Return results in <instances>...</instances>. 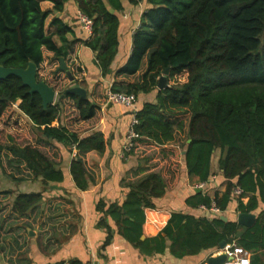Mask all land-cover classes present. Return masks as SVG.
<instances>
[{"label": "trees", "instance_id": "16d2710c", "mask_svg": "<svg viewBox=\"0 0 264 264\" xmlns=\"http://www.w3.org/2000/svg\"><path fill=\"white\" fill-rule=\"evenodd\" d=\"M42 1L0 0L1 64L26 68L34 61L38 79L58 89L50 79L40 78L42 64L49 57L59 63L64 57L69 63L76 44H84L96 52L103 76L113 77V91L132 94L136 102L141 95L156 92L155 101H145L136 111L135 129L140 137L128 154L151 143L159 148L154 156L158 154L165 164L161 170H154L147 164L151 154L140 157L139 166L131 169L134 178L123 179L128 189L125 201H99V225L109 229L104 245L114 236L107 221L111 217L119 234L131 243L146 250L153 241L163 243L156 249L164 251L161 235L142 239L145 208L156 207L155 200L167 193L170 179L182 170L176 157H182L190 175L208 182L220 150L218 169L225 190L218 189L214 195L196 191L187 204L225 212L236 200L238 212H255L257 220L252 226H243L235 216L224 221L216 214L174 212L164 229L172 240V252L177 256L197 255L219 247L224 240L236 241L252 252V264H264V0H148L150 7L133 35L132 53L117 70L113 64L119 54V13L125 8L124 0H76L80 11L94 22L93 36L85 40L70 39L73 28L61 17H54L47 26L50 11L42 8ZM49 1L62 12L67 0ZM46 51L53 55L47 56ZM168 67L169 85L159 89V78ZM62 71L57 69L56 73ZM77 71L83 70L78 66ZM75 83L86 86L76 77L60 91V99L45 107L40 94L31 93L20 77L0 80V152L7 148L26 164L32 178L43 184L40 191L16 194L12 209L18 214L25 215L42 203L51 183L64 181L62 147L69 154L74 148L78 150L70 172L80 190H86L93 180L81 155L91 150L106 151L103 131L82 134L63 119L66 100L77 112L76 126L81 120L94 118L100 109L89 95L63 96ZM16 124L33 127L35 143L19 144L11 134L5 141L6 129ZM44 146L59 150V158L47 153ZM237 188L242 190L239 195L235 194ZM57 264L85 263L73 259Z\"/></svg>", "mask_w": 264, "mask_h": 264}, {"label": "crops", "instance_id": "0c3cea01", "mask_svg": "<svg viewBox=\"0 0 264 264\" xmlns=\"http://www.w3.org/2000/svg\"><path fill=\"white\" fill-rule=\"evenodd\" d=\"M124 3L125 8L119 13L121 20L120 47L119 54L113 64L114 70L125 64L130 57L133 50V35L141 26L143 14L150 7L148 0H139L138 4H132L128 0H124ZM41 5L43 9L50 11L47 26L50 27L54 17H61L73 28V32L68 34L70 39L85 40L89 38L88 32L81 23L79 15L81 11L76 0H67L62 12L56 10L53 2L49 0L42 1ZM45 53L47 56L53 55L48 51ZM72 58L75 61L74 64L80 66L83 70L76 77L86 82V86L83 87L88 90L90 98L100 105V109L94 118L81 120L80 127H76L82 134L95 130L103 131L107 139V148L104 153L91 150L81 155L89 173L93 176V180L90 181L86 190H80L70 172L71 161L78 150L74 148V151L69 154L67 148L62 147L65 149V157L61 164L65 179L60 183H51V187L45 192L43 202L36 206L42 207L41 213H46L44 207L47 205L48 211L51 202L58 204L59 212L62 207L64 208L62 211H65V203L68 204L65 211L68 216H66L61 227L52 232V235L56 236H53V239L57 243L54 242L55 244L49 245V243L44 242L39 246L36 241L37 237H34L35 229L29 228L28 231L32 239L30 247L28 250L14 255L15 259L12 260V263L57 264L79 259L85 264H208L209 254L214 249L203 251L197 255L177 256L172 252V240L164 229L170 222L174 212H184L196 216H212L214 214L220 216L221 212L189 206L187 199L194 195L196 191L214 195L218 189L224 191L225 186L219 169H217L213 175L216 176V179L209 180L202 188L199 187L202 182L196 176L188 173L181 156H179L178 161L184 167L181 165L182 170L180 173L170 179L167 193L155 200V208H145L146 218L143 224L142 239L161 235L165 240L164 251L156 249L157 246L163 243L153 241L148 245V250L131 243L119 234L116 223L111 217H107V221L112 227L114 236L110 244L104 245L109 229L99 225L101 212L97 210V204L101 200H105L107 203H123L128 191L124 186L123 179L129 176L134 178L131 169H136L141 163L140 157L145 155L142 154L143 150L139 149L146 148V153L151 154L152 151L158 148L154 144L147 143L142 144L133 154H128V151L125 150L129 126L135 112L145 101H155L156 92L141 95L135 104V109L122 104L108 103L107 91L112 86L113 77L103 76L102 70L96 62V52L84 44H76ZM67 64L69 67H73L71 62H67ZM181 152V154L184 153V151ZM147 164L149 168L151 166V169L161 170L165 160L161 159L158 154L156 156L152 155ZM33 182H37L40 188L25 191H40L43 189L40 179ZM35 208L25 215L35 210ZM236 209L237 201L235 200L232 207L224 213L231 219L237 216L238 211ZM68 218L70 219L68 220ZM30 230L34 233L31 234ZM0 264H7L1 249Z\"/></svg>", "mask_w": 264, "mask_h": 264}, {"label": "rangeland", "instance_id": "374dc122", "mask_svg": "<svg viewBox=\"0 0 264 264\" xmlns=\"http://www.w3.org/2000/svg\"><path fill=\"white\" fill-rule=\"evenodd\" d=\"M262 41L264 44V34L262 35ZM72 59L73 58L70 60L71 65L75 68L72 71L80 75V72L77 71L78 66L74 64L75 61ZM59 65L60 63L58 61H53L52 58L49 57L39 70L40 78L50 79L53 84L57 85L59 93L56 101L61 97L60 91L70 83V79L67 77L66 72L62 71L56 73ZM17 105L18 103L15 104V106ZM63 119L65 123L71 124L73 128L76 127L75 124L78 122L76 120L77 112L74 109V105L68 100L65 101ZM6 131V135H3L5 141L10 139L9 134H11L19 144L35 143L37 134L30 125L24 126V124H16L14 127H8ZM43 149L52 156L57 155L58 158L60 156L59 150L54 147L44 146ZM157 149L152 151L151 155L158 153L159 150ZM146 151V148H144L143 153L148 155ZM219 156L220 150L216 152L214 157V171L218 169L217 161ZM178 159L179 157H176V160ZM0 175L2 177V183L0 185V249L3 252L4 260L7 264H13L12 260L15 259L14 255L26 251L30 247L32 239L28 231L29 228L35 229L36 232L34 237H37L36 241L39 243V246L44 242L49 243V245L55 244L54 242H56V240L53 239V236H56L52 235V232L54 230L56 231L61 227V224L64 223L66 216H68L65 214L68 204L65 203V211H62V209H64L62 207L59 212L58 204L51 202L48 211L47 205L45 204L44 211H46V213H41L43 210L42 207H36L35 210L27 215L18 214L12 209L14 198L16 197L15 195L21 190H34L40 188V186L37 182H33L35 180L32 178L26 164L15 158L7 148L0 152ZM8 190H10V192H5ZM221 214L225 213L222 212ZM69 219L70 218H68V220ZM65 236L67 235L65 234Z\"/></svg>", "mask_w": 264, "mask_h": 264}, {"label": "water", "instance_id": "95a60500", "mask_svg": "<svg viewBox=\"0 0 264 264\" xmlns=\"http://www.w3.org/2000/svg\"><path fill=\"white\" fill-rule=\"evenodd\" d=\"M114 12V9H112ZM59 70L67 71L68 76L72 82H75L76 77L70 70L69 65L64 57H60ZM170 72V67L166 68L163 72V75L159 78L158 88H166L168 83V74ZM18 76L20 77L24 84L30 87L31 93H38L43 99L44 106L47 107L50 104L56 102L58 95V90L53 86L49 85L45 80L38 79V65L34 61H31L28 67H7L0 63V80L8 78L9 76ZM68 93H76L82 97H88V90L79 83L72 84L69 86L64 95ZM200 190V189H199ZM220 218L224 221H229V217L225 214H221ZM236 220L240 225L243 226H252L257 220V213L255 212H238ZM31 234L34 231L30 230ZM228 242L226 240L222 241L219 245L220 248H224ZM226 260L225 254H220L217 256H210L207 260L208 264H222Z\"/></svg>", "mask_w": 264, "mask_h": 264}, {"label": "built area", "instance_id": "2783aa9c", "mask_svg": "<svg viewBox=\"0 0 264 264\" xmlns=\"http://www.w3.org/2000/svg\"><path fill=\"white\" fill-rule=\"evenodd\" d=\"M80 20L83 25V28L88 32L89 38L93 36V20L80 12ZM107 102L114 104H122L124 106L134 108L136 104V98L132 94H127L123 92H115L110 87L107 91ZM138 123V118L136 116V112L133 116L131 124L129 126L127 141L125 144V150L129 151L133 147L134 140L140 137V134L136 131L135 125ZM216 179V176H212L210 180ZM206 182H202L199 187H204ZM242 192L241 189L237 188L235 191L236 195H239ZM205 210H213L215 212H223L217 207H213L211 209L202 206ZM220 254L226 255V260L222 264H252V252L246 249L244 246L238 244L236 241L228 242L224 248L217 247L212 252H210V256H217Z\"/></svg>", "mask_w": 264, "mask_h": 264}]
</instances>
